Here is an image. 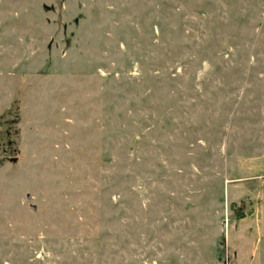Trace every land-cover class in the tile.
Listing matches in <instances>:
<instances>
[{"label":"rangeland","instance_id":"374dc122","mask_svg":"<svg viewBox=\"0 0 264 264\" xmlns=\"http://www.w3.org/2000/svg\"><path fill=\"white\" fill-rule=\"evenodd\" d=\"M0 264H264V0H0Z\"/></svg>","mask_w":264,"mask_h":264},{"label":"trees","instance_id":"16d2710c","mask_svg":"<svg viewBox=\"0 0 264 264\" xmlns=\"http://www.w3.org/2000/svg\"><path fill=\"white\" fill-rule=\"evenodd\" d=\"M238 214H240V213H238ZM243 216V214L241 213V215H239V217H242Z\"/></svg>","mask_w":264,"mask_h":264}]
</instances>
